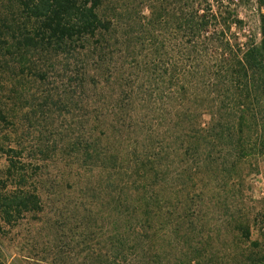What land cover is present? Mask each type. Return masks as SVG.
I'll use <instances>...</instances> for the list:
<instances>
[{"label": "trees", "instance_id": "trees-1", "mask_svg": "<svg viewBox=\"0 0 264 264\" xmlns=\"http://www.w3.org/2000/svg\"><path fill=\"white\" fill-rule=\"evenodd\" d=\"M247 3L0 0V70L23 73L39 56L75 54L80 94L100 105L87 149L79 140L70 146L79 163L70 185L77 195L52 200L65 208L64 221L74 219L84 242L138 201L78 264H224L188 233L191 248L175 255L162 232L178 235L172 217L202 211L201 190L195 198L190 189L202 184V168L226 182L241 180L244 164L257 170L264 161V0H255L259 38L243 26L238 8ZM0 120L6 121L2 111ZM0 150L7 157L0 223L40 219L41 165L23 160L18 145ZM89 162L98 168L96 179L79 177ZM175 171L166 188L151 192ZM218 203L227 207L225 199ZM262 208L233 229L249 240L251 226L264 225Z\"/></svg>", "mask_w": 264, "mask_h": 264}, {"label": "rangeland", "instance_id": "rangeland-1", "mask_svg": "<svg viewBox=\"0 0 264 264\" xmlns=\"http://www.w3.org/2000/svg\"><path fill=\"white\" fill-rule=\"evenodd\" d=\"M238 11L245 30H250L251 34L259 38L255 0H248L247 5L239 7ZM74 55L68 57L59 53L51 59H47L46 55L39 56L41 59H36L34 64L28 63L23 73L19 67H12L11 72L0 70V111L6 115V121L0 120V146L6 148L18 145L22 149L20 157L23 160L41 165L36 177L40 180L46 203L45 213L40 219L28 217L16 226L0 223V264H78L77 261H83L91 249H97V244L115 224L137 208L138 201L82 242V230L70 217L71 212L70 219L64 221L65 208L59 201L52 203V200L61 197L71 199L77 195L70 185L77 178L79 163L77 153L70 146L74 140H79L87 149L93 138L91 125L96 115L95 108L100 106L93 102L92 95L80 94L79 77L82 69L77 65ZM21 78L24 82H19ZM88 83L86 81L87 87ZM105 147L101 150L104 151ZM40 150L43 152L40 153ZM194 160L187 163L193 165L196 162ZM88 165L87 169L80 171L79 177L89 175L96 179L97 166L90 162ZM6 166V154L0 150V175ZM257 166V170H251L244 164V177L226 182L215 175H208L202 168V184L197 183V187L192 185L190 188L195 198L201 190L205 201L202 211L199 212L195 207L188 210L184 219L172 217L178 235L175 229L162 232L174 246L172 252H176L175 255L180 250L191 248L190 239L184 237L188 233L201 246L202 243L206 245V255L212 253L224 264L234 261L264 264V225L258 228L251 226L249 240L233 229L242 216L251 217L252 213L260 214L263 211L264 161L258 159ZM176 173L156 185L151 192L166 188L165 185L170 184ZM50 184L54 188H50ZM223 199L227 207L221 208L218 201ZM74 218L77 220V217ZM255 240L259 246L252 245Z\"/></svg>", "mask_w": 264, "mask_h": 264}]
</instances>
